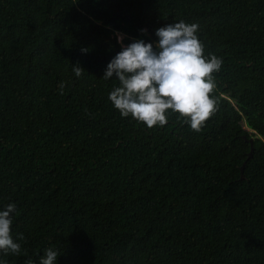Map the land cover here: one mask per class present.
I'll list each match as a JSON object with an SVG mask.
<instances>
[{
    "label": "trees",
    "instance_id": "trees-1",
    "mask_svg": "<svg viewBox=\"0 0 264 264\" xmlns=\"http://www.w3.org/2000/svg\"><path fill=\"white\" fill-rule=\"evenodd\" d=\"M179 21L223 60L199 132L174 114L152 129L122 117L119 82L103 79L117 34L155 48ZM10 203L21 252L0 264H39L48 247L57 264H264V0H0Z\"/></svg>",
    "mask_w": 264,
    "mask_h": 264
},
{
    "label": "clouds",
    "instance_id": "clouds-1",
    "mask_svg": "<svg viewBox=\"0 0 264 264\" xmlns=\"http://www.w3.org/2000/svg\"><path fill=\"white\" fill-rule=\"evenodd\" d=\"M198 29V24L184 21L160 27L155 32V48L144 40L125 46L123 36L118 35L121 51L107 64L103 79L118 80L119 86L110 92L109 100L122 117L130 116L152 129L164 127L174 114L177 122L199 132L216 113L219 100L212 94L216 89L215 74L223 60L211 53L205 55ZM83 70L78 64L73 66L77 77ZM59 88L62 93L64 84ZM15 211L14 203L0 211V251L5 255L21 252V245L11 233ZM19 239H24L23 234ZM59 255L58 250L48 247L39 264H57ZM27 264L33 262L29 260Z\"/></svg>",
    "mask_w": 264,
    "mask_h": 264
},
{
    "label": "water",
    "instance_id": "water-1",
    "mask_svg": "<svg viewBox=\"0 0 264 264\" xmlns=\"http://www.w3.org/2000/svg\"><path fill=\"white\" fill-rule=\"evenodd\" d=\"M253 142H254V140L252 139V140H251L252 152H251V156H250V157H252V154H253V151H254Z\"/></svg>",
    "mask_w": 264,
    "mask_h": 264
},
{
    "label": "rangeland",
    "instance_id": "rangeland-1",
    "mask_svg": "<svg viewBox=\"0 0 264 264\" xmlns=\"http://www.w3.org/2000/svg\"><path fill=\"white\" fill-rule=\"evenodd\" d=\"M118 35H121V34H117V37H118ZM123 36V35H122ZM123 38H124V36H123Z\"/></svg>",
    "mask_w": 264,
    "mask_h": 264
}]
</instances>
